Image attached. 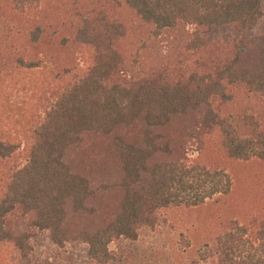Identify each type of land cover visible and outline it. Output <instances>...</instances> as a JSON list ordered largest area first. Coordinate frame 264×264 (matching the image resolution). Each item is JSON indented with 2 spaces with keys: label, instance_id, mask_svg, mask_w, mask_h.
<instances>
[{
  "label": "trees",
  "instance_id": "obj_1",
  "mask_svg": "<svg viewBox=\"0 0 264 264\" xmlns=\"http://www.w3.org/2000/svg\"><path fill=\"white\" fill-rule=\"evenodd\" d=\"M263 20L0 0V264H264Z\"/></svg>",
  "mask_w": 264,
  "mask_h": 264
},
{
  "label": "rangeland",
  "instance_id": "obj_2",
  "mask_svg": "<svg viewBox=\"0 0 264 264\" xmlns=\"http://www.w3.org/2000/svg\"><path fill=\"white\" fill-rule=\"evenodd\" d=\"M51 2L54 4V0H51ZM262 26L264 27V20L262 21ZM78 58H79V56H77L76 60H78ZM15 96H16V95H15ZM17 96H20V97H18V98L16 99V100H18V101L16 102V104H19L22 100H24V97L22 96L21 92H18V93H17ZM17 107H18V106H17ZM28 107H29V106H28ZM4 130H6V128H4ZM195 155H196V154H195L194 152H191L190 150H188L186 157H187L188 159H192V158L195 157ZM260 185H261L262 187L258 188V190H259L260 192H263V191H264V184L260 182ZM250 204H251V203H250ZM203 213H204V212H202V214H203ZM246 217H247V216H246ZM108 249H109V250H112V249H113V245H109Z\"/></svg>",
  "mask_w": 264,
  "mask_h": 264
}]
</instances>
